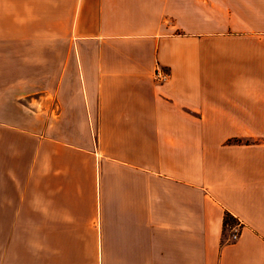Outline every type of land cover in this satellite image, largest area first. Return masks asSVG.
Instances as JSON below:
<instances>
[{
    "label": "crops",
    "instance_id": "obj_1",
    "mask_svg": "<svg viewBox=\"0 0 264 264\" xmlns=\"http://www.w3.org/2000/svg\"><path fill=\"white\" fill-rule=\"evenodd\" d=\"M11 259L264 264V0H0Z\"/></svg>",
    "mask_w": 264,
    "mask_h": 264
},
{
    "label": "rangeland",
    "instance_id": "obj_2",
    "mask_svg": "<svg viewBox=\"0 0 264 264\" xmlns=\"http://www.w3.org/2000/svg\"><path fill=\"white\" fill-rule=\"evenodd\" d=\"M10 231L4 235V239L7 241H11L17 243L19 241H32L33 240V232H21L18 231L17 227V218L9 219ZM225 234H229L228 231ZM230 237V236H229ZM18 261L16 259H11L7 264H16Z\"/></svg>",
    "mask_w": 264,
    "mask_h": 264
},
{
    "label": "built area",
    "instance_id": "obj_3",
    "mask_svg": "<svg viewBox=\"0 0 264 264\" xmlns=\"http://www.w3.org/2000/svg\"><path fill=\"white\" fill-rule=\"evenodd\" d=\"M166 76H167V74L162 72V71H160V70H157L156 73H155V77H157L158 79H164ZM239 225H240V223L236 222V224L232 227V232H231V235H230V239L231 240L235 239L238 236Z\"/></svg>",
    "mask_w": 264,
    "mask_h": 264
},
{
    "label": "trees",
    "instance_id": "obj_4",
    "mask_svg": "<svg viewBox=\"0 0 264 264\" xmlns=\"http://www.w3.org/2000/svg\"><path fill=\"white\" fill-rule=\"evenodd\" d=\"M236 220L233 218L229 213H225L223 216V230L226 229L231 230L232 227L235 225Z\"/></svg>",
    "mask_w": 264,
    "mask_h": 264
}]
</instances>
